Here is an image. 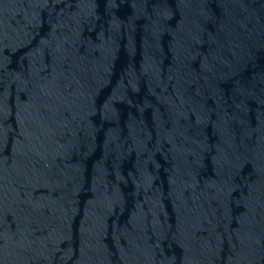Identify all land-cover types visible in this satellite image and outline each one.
I'll use <instances>...</instances> for the list:
<instances>
[{
    "label": "water",
    "instance_id": "obj_1",
    "mask_svg": "<svg viewBox=\"0 0 264 264\" xmlns=\"http://www.w3.org/2000/svg\"><path fill=\"white\" fill-rule=\"evenodd\" d=\"M0 264H264V0H0Z\"/></svg>",
    "mask_w": 264,
    "mask_h": 264
}]
</instances>
